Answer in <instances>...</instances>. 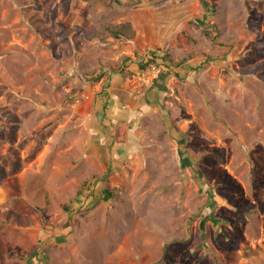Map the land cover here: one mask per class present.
<instances>
[{"label": "rangeland", "instance_id": "1", "mask_svg": "<svg viewBox=\"0 0 264 264\" xmlns=\"http://www.w3.org/2000/svg\"><path fill=\"white\" fill-rule=\"evenodd\" d=\"M0 264H264V0H0Z\"/></svg>", "mask_w": 264, "mask_h": 264}, {"label": "trees", "instance_id": "2", "mask_svg": "<svg viewBox=\"0 0 264 264\" xmlns=\"http://www.w3.org/2000/svg\"><path fill=\"white\" fill-rule=\"evenodd\" d=\"M204 1V0H203ZM106 30L110 32L116 38H123L124 40H131L134 38L135 34H129L127 29L132 28L130 23H125L120 26H115L111 24H107L105 26ZM134 56H127L123 61V65L121 69H115L110 66H105L102 68V72L99 75L97 81H100L102 78L104 79V87L105 91H103V95L105 97L109 96V88L111 87L112 79L117 77L118 74H123L126 68H130L131 64H137L140 72H144L151 68H158L159 75L163 73L173 72L180 76V71L182 67L191 59V57H184L182 59H176L169 52L162 50L161 48H148L145 54ZM118 194L113 191V189L106 188L104 191L105 200H109L111 198L117 197Z\"/></svg>", "mask_w": 264, "mask_h": 264}, {"label": "built area", "instance_id": "3", "mask_svg": "<svg viewBox=\"0 0 264 264\" xmlns=\"http://www.w3.org/2000/svg\"><path fill=\"white\" fill-rule=\"evenodd\" d=\"M140 79L143 80V77H141Z\"/></svg>", "mask_w": 264, "mask_h": 264}]
</instances>
